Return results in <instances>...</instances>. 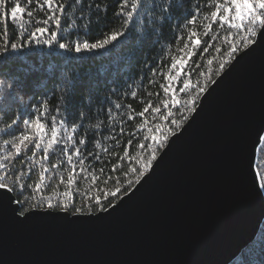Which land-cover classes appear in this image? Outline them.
Listing matches in <instances>:
<instances>
[{
    "label": "snow or ice",
    "instance_id": "obj_1",
    "mask_svg": "<svg viewBox=\"0 0 264 264\" xmlns=\"http://www.w3.org/2000/svg\"><path fill=\"white\" fill-rule=\"evenodd\" d=\"M173 43L182 44L175 55ZM258 50L264 0H0V215L25 230L37 216L115 211L153 174L202 98ZM55 53L66 63L37 85L31 74L42 66L25 60ZM145 82L159 91L137 111L126 101L142 97ZM231 163L237 195L264 205V115L244 125ZM53 183L62 195H43Z\"/></svg>",
    "mask_w": 264,
    "mask_h": 264
},
{
    "label": "water",
    "instance_id": "obj_2",
    "mask_svg": "<svg viewBox=\"0 0 264 264\" xmlns=\"http://www.w3.org/2000/svg\"><path fill=\"white\" fill-rule=\"evenodd\" d=\"M153 174L101 218L40 217L19 230L0 215V264H231L256 240L264 205L237 195L232 152L264 115V52L205 95Z\"/></svg>",
    "mask_w": 264,
    "mask_h": 264
},
{
    "label": "trees",
    "instance_id": "obj_3",
    "mask_svg": "<svg viewBox=\"0 0 264 264\" xmlns=\"http://www.w3.org/2000/svg\"><path fill=\"white\" fill-rule=\"evenodd\" d=\"M193 2H195V0H193ZM194 30H196V29H194ZM68 31L73 32L74 29L69 28ZM198 35L202 36V33L198 31ZM219 35H220L221 39H223V36L225 35V33L221 32ZM203 39H207V37H203ZM170 47H171L172 54L175 55L176 49L178 47H182V44L177 45V44L173 43ZM46 51L47 50H45V52ZM156 52L159 53V46H157ZM168 52H169V46L166 44L164 47L163 53H160V54L167 56ZM212 55H213V53L210 50V52L205 55V62H206V59L210 58ZM55 57L56 58H53L52 56L40 55V56H37L31 60H25V63H24L25 67L29 64L42 66L41 70L39 72H33L31 74V79L34 80L37 83V85H43L45 82V79L52 75L53 71L56 69V67L58 65L60 67H63L64 63H66V60H65V57L63 56V54L55 53ZM194 59H198V57H194ZM114 61H115V56H113L109 61H106L104 63H110V62H114ZM165 63L170 64V60L166 59ZM93 67H94V69H99V68L103 67V64L98 60L97 63ZM156 79L158 80V84L164 83L163 79L160 78L159 74L157 75ZM193 82H195V79H193ZM158 84L153 85V86H148L147 83L145 82V84L143 85L142 97H138L136 100H127L126 103H131L137 111L142 110L144 105L139 104V100L141 98H143L145 101H147L148 99H152L155 102V96L153 95L152 97H148L147 94L149 92L155 93V92L159 91ZM138 85H139V82H137V86ZM48 86L50 87L51 85L49 84ZM43 90L44 89L41 88V91H43ZM177 96L179 98L182 96V94H180L177 91ZM148 118L151 119L150 116ZM138 122L139 121L137 120V121H132L130 123L135 124ZM125 129H126V131H130L131 130L130 124H126ZM114 150L119 151L120 149L115 148ZM17 166H19V161L17 162ZM96 166L99 167L100 165L97 164ZM35 179H36V176L34 175L33 180H35ZM87 188H88V183L86 181H81V183L79 185L80 194L82 195L87 190ZM63 191H64V188L62 186L57 188L55 186V184L53 183L51 186H49L48 190L42 194L43 195H57V194L62 195ZM77 202L79 203V198H78ZM231 264H264V224H263L261 231H260L258 237L256 238V240L254 242H252L242 252V254Z\"/></svg>",
    "mask_w": 264,
    "mask_h": 264
}]
</instances>
